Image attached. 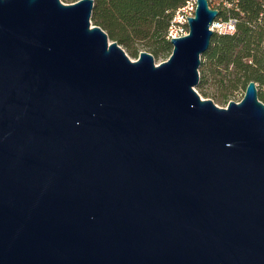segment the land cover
<instances>
[{
  "label": "water",
  "instance_id": "95a60500",
  "mask_svg": "<svg viewBox=\"0 0 264 264\" xmlns=\"http://www.w3.org/2000/svg\"><path fill=\"white\" fill-rule=\"evenodd\" d=\"M93 0H0V264H264V102L195 89L218 9L155 62Z\"/></svg>",
  "mask_w": 264,
  "mask_h": 264
},
{
  "label": "trees",
  "instance_id": "16d2710c",
  "mask_svg": "<svg viewBox=\"0 0 264 264\" xmlns=\"http://www.w3.org/2000/svg\"><path fill=\"white\" fill-rule=\"evenodd\" d=\"M74 1V0H63ZM185 0H93L91 20L100 25L111 39L120 43L132 56L141 49L155 58L168 56L172 44L166 30L174 10ZM209 4L210 1H208ZM264 0H219L216 19L236 18L232 33L214 31L207 50L201 55L200 85L206 69L215 66L227 73L233 66L234 83L259 82L258 98L264 102ZM204 58L211 65L205 67ZM246 86V84H245Z\"/></svg>",
  "mask_w": 264,
  "mask_h": 264
},
{
  "label": "rangeland",
  "instance_id": "374dc122",
  "mask_svg": "<svg viewBox=\"0 0 264 264\" xmlns=\"http://www.w3.org/2000/svg\"><path fill=\"white\" fill-rule=\"evenodd\" d=\"M210 1V5L213 6L219 2V0H208ZM264 6V4H263ZM262 24L264 25V17L260 19ZM264 41V38H263ZM262 41V45L264 48V43ZM127 54L132 58H136V56H132L128 51ZM167 56H161L159 58H155V62L158 63L162 59H165ZM205 67L211 65L210 62H207V59L204 58ZM212 69H206L202 81L199 86L195 85V89L202 97H210L213 101L221 106H226L228 101L235 100L238 101L242 98L245 90L246 82H237L234 83L232 76L234 74L233 66L228 68V71H232L227 73L224 69L217 68L212 66ZM199 79H200V71H199ZM257 88L259 89V82H256ZM264 89V84L262 85Z\"/></svg>",
  "mask_w": 264,
  "mask_h": 264
},
{
  "label": "built area",
  "instance_id": "2783aa9c",
  "mask_svg": "<svg viewBox=\"0 0 264 264\" xmlns=\"http://www.w3.org/2000/svg\"><path fill=\"white\" fill-rule=\"evenodd\" d=\"M195 7L196 0H185L183 4L174 10L166 30V37L169 40L171 37H178L188 32V19L186 16L193 15ZM235 24L236 18L229 17L227 20L215 19L210 27L217 32L232 33L235 30Z\"/></svg>",
  "mask_w": 264,
  "mask_h": 264
}]
</instances>
